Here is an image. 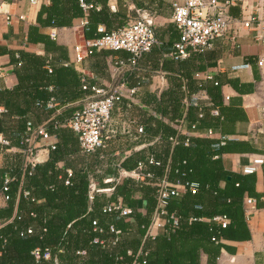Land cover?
<instances>
[{
	"label": "trees",
	"instance_id": "obj_1",
	"mask_svg": "<svg viewBox=\"0 0 264 264\" xmlns=\"http://www.w3.org/2000/svg\"><path fill=\"white\" fill-rule=\"evenodd\" d=\"M84 1L92 5L85 13L77 0H48V6L41 7L36 19L44 12L47 24L60 26L79 16L85 19L83 29L87 27L83 32L84 40L97 38L102 35L96 32L100 19L89 21V12L95 9L93 4ZM103 28L104 33L112 31ZM26 42L41 43L45 53L52 52L61 61L66 60L65 49L47 36L38 34L36 28H28ZM9 58L16 85L10 90L0 91V106L3 108L0 134L18 154L0 167V193L3 186L1 176L11 180L6 183L8 199L0 208V264H199L201 254L206 256L207 264H214L222 248V240H249L244 200L252 199L254 208L263 207L264 202L259 200L263 192L258 194L254 190V173L227 172L222 167L220 156L252 153V150L245 142L232 139L212 148L215 139L197 136L207 129L218 130L226 137L231 135L227 127L236 113L222 104L220 84L215 77L212 78L216 85L206 81L197 86L191 78L192 72L187 70L171 77L170 87L158 97L146 95L143 103L151 105L155 113L145 115L141 120L143 135L150 141L147 151H131L118 161L117 167H106L101 174L109 176L116 175L119 169L131 170L138 161L151 156L158 165H146L144 172L152 173L155 178L163 174L169 183L195 185L193 194L185 187L164 207L166 215L175 219V224L165 223L153 237H149L145 232L154 209V178L139 183L126 178L109 188L99 178L98 189H108L112 193L105 198V193L96 192L91 202L87 201L90 169L85 161L112 154L121 148L123 142L120 137L107 139L104 148L96 149L85 160L79 154L76 136L61 126L89 95V90L81 89L80 80L85 79L62 62L53 65L45 56L16 50L9 52ZM200 90L210 105L201 106L198 110L182 105L184 97L188 98ZM50 98L56 103L57 110L45 109L44 105ZM38 102L40 107L36 106ZM212 108L216 109V116L209 113ZM39 112L41 120L38 124L41 125L32 124L29 116L36 119ZM9 119H13L11 123ZM176 119L183 121L188 136L170 125ZM26 122L33 127L42 126L48 135L55 137L47 160L32 167L25 163L19 152ZM191 125H194L193 129H190ZM185 140L188 142L186 146L183 145ZM259 167L264 188V163ZM65 168L71 170L68 185H63ZM23 192L27 195L23 196ZM116 197L130 209V214L116 219L115 213L103 211ZM138 200L143 202L141 212L137 210ZM214 217L224 218L225 227L212 221ZM108 226L118 233H109ZM94 227L100 232L93 231ZM27 228L32 233L20 237L19 233ZM113 237H116L113 245L102 246L93 242L94 238L105 242ZM35 248H47L49 260L35 263L30 254ZM77 251L83 252L82 255H77Z\"/></svg>",
	"mask_w": 264,
	"mask_h": 264
},
{
	"label": "crops",
	"instance_id": "obj_2",
	"mask_svg": "<svg viewBox=\"0 0 264 264\" xmlns=\"http://www.w3.org/2000/svg\"><path fill=\"white\" fill-rule=\"evenodd\" d=\"M34 1L31 3V0H0V91L10 90L16 85L9 52L21 50L45 56L53 65L62 62L78 72L85 79V81L80 80L81 87L84 86L83 84L87 86L84 90H88L91 86L109 90L113 89L118 82H124L127 87L137 85V92L132 96L130 108L126 110L123 105L117 107L118 115H126L122 117V121L114 120L113 112L110 115L112 120L119 125L133 121L142 126L143 116L155 115L152 106L143 103L146 95L158 97L170 87V78L184 71L207 72L219 82L220 96L229 97L226 102L221 100L222 104L231 108L232 113H236V117L227 127L231 131L227 139L245 142L247 148L252 150V153L222 154L220 158L223 169L227 172L241 173V168L250 165L253 159H260L264 163V68H258L254 63L257 58L264 55V45L255 40L253 31L240 29L239 35L229 44L216 39L210 49L192 53L184 61L175 60L169 56L171 45L178 36L177 30L170 21V5L172 3L182 4L183 0H86L93 4L95 9L89 12V21L99 18L100 23L98 22L96 26L100 25L109 30L133 18L134 9L141 10L152 25L155 43L149 52L138 58L133 68L115 67L116 60L126 59L127 54L123 51H95L77 64L73 61V47L83 45L85 41L83 32L87 28L83 29V26L79 24L81 18L73 17L67 25H49L44 12H41L38 20L36 19L41 7L48 6V0ZM230 2L228 7L230 17L238 21L246 20L247 17L264 20V0H230ZM6 15L12 18L9 24L4 22ZM17 16H22L23 20H18ZM30 27L36 28L38 34L48 38V34L53 31L55 38L49 39L65 49L66 60L61 61L55 53H45L41 43H27V31ZM245 63L248 64L247 68L239 67L233 72L229 71L230 66ZM228 81L232 83H227ZM123 96L126 97V94L123 93ZM200 98L203 101L206 98L205 93L201 94ZM52 108H57L55 102ZM0 110H3L1 106ZM36 116L35 119L30 115L28 120L32 124H38L41 120L40 112ZM9 120L11 123L13 119ZM213 131L218 132L215 129ZM117 137L121 138L123 144L112 154H104L102 159L98 157L87 159L88 156H82L85 160L87 159L85 162L88 163L89 174H93L96 181L100 178L101 182L102 178L113 176H101V174L106 167H116L118 161H121L131 151H147L150 142L145 135L138 139L136 144L124 135H117L113 140ZM212 139L215 138L212 137ZM38 146L39 149L35 155L36 163H42L47 160L48 151L43 143ZM16 153L18 154L12 146L0 145V167L11 162V157L17 155ZM82 164L84 165V162ZM254 176V190L258 194L263 192L259 200L264 202V188L259 165L256 166ZM122 180L120 179L116 184ZM104 185L109 188L115 184ZM111 193L112 191L105 193V198H108ZM138 196L136 194V198ZM4 206L5 202L2 201L0 194V208ZM137 210L143 211L141 200H138ZM245 210V224L249 231V240L237 242L222 240L220 242L222 248L214 264H264V206L246 207ZM156 233L157 230H153V235ZM199 264H207L206 256L200 255Z\"/></svg>",
	"mask_w": 264,
	"mask_h": 264
},
{
	"label": "built area",
	"instance_id": "obj_3",
	"mask_svg": "<svg viewBox=\"0 0 264 264\" xmlns=\"http://www.w3.org/2000/svg\"><path fill=\"white\" fill-rule=\"evenodd\" d=\"M80 9L85 13L88 9L92 8V5L86 3L84 0H77ZM31 0V3H34ZM230 0H183L182 4L172 3L170 5V21L174 28L178 32V39L172 45V52L169 56L175 60H184L192 53H200L208 50L212 47L213 42L216 39L221 40L225 44L231 43L236 36L239 35L240 29L253 31V37L257 42L264 45V20H260L255 17H247L246 20H237L228 15V7L230 6ZM135 16L116 29L109 33H104L102 26L96 27V32L101 33L97 38L83 41L82 46L73 47V61L74 63L81 62L84 58L90 56L95 51L108 50V51H123L128 56L125 60H116L114 63L116 68H133L138 58L149 52L155 38L153 34V28L148 20L147 16L141 11L134 9ZM11 17L6 15L4 22L9 24ZM18 20H23L22 16H17ZM80 25L84 26L85 19L81 18ZM50 39L55 38V33L51 31L48 34ZM258 68H264V55L257 58L254 61ZM18 66V65H17ZM239 67H248V64H242L239 66H230L229 71L233 72ZM49 72V70H48ZM213 75L207 72H193L191 74L192 80L197 86L209 81L213 85L217 83L213 80ZM84 81L82 80V83ZM81 89H87V86ZM183 90V88L181 87ZM90 94L86 96L82 101L80 108L64 120L61 123L62 127L67 128L77 138L79 154L81 156H87L94 152L96 149L104 148L105 140L113 139L117 135H124L132 141H137L143 137L142 126L134 123L133 121L126 122L122 125L115 123L111 118V112L123 105L127 110L131 106L132 96L137 92V85L133 87H127L124 82H118L113 89L102 90L94 86L88 87ZM126 94V97L123 96ZM204 94L202 90L192 93L188 98L181 100L183 106H190L200 109L201 106H208L210 102L206 98L202 101L200 95ZM222 100L226 102L228 96L223 95ZM40 107V103L36 104ZM45 109L53 107V99L50 98L45 103ZM2 110H0V113ZM209 113L213 116L217 115L216 109H210ZM200 116V115H198ZM170 125L181 134L188 136L187 131L184 128L182 120H174ZM194 125L190 126L193 129ZM199 137L215 138V142L211 144L212 148H217L227 140V137L218 132H214L211 129H207L201 134H197ZM53 140L52 142L50 140ZM43 143L45 149L49 151L52 149L55 143V137L48 135L42 126L33 127L30 122L25 123V135L20 140L22 149L19 151L24 157L25 163L30 167L36 164V151L39 149L38 144ZM187 140L183 145H187ZM0 145L8 146V141L2 138L0 135ZM99 159L103 156L99 155ZM262 161L260 159H253L250 165L243 166L241 168L242 174H251L256 170V166L260 165ZM146 165H158L151 156H146L142 161H138L135 167L131 170L125 171L119 169L116 175L111 177H104L101 180L102 184H116L120 179H131L134 182H142L143 180H151L154 178L153 184V197H154V209L150 216L149 225L146 228V235L153 237V230L162 228L165 223L175 224V219L172 216H167L164 207L166 206L170 198H175L180 195L185 187L193 194L196 191V187L193 184H179L169 183L164 175L159 177H153L152 173L144 172ZM117 167V165H116ZM65 178L63 185H68V178L71 175V170L65 168L63 170ZM3 179V186L1 189L2 201L6 202L8 196L6 194V183L9 180L6 176H1ZM96 192H111L108 189H98V182L95 180L93 174L87 175V188L86 198L88 202H91ZM27 193L23 192V196ZM253 200L246 198L244 200L245 208H253ZM104 212L115 213L116 219L125 217L130 214V209L122 205L120 199L117 197L110 203H108L104 209ZM246 212V210H245ZM212 221L220 224L221 227H225L226 220L221 217H214ZM94 225V222H93ZM93 231L100 232L99 229L93 228ZM108 232L116 235L118 232L113 230L112 226H108ZM32 233L30 228L19 233L20 237L30 235ZM116 241V237L109 238L105 242L93 239V242H98L100 245H113ZM77 255H82L83 252H75ZM35 263L39 261H48L50 253L47 248L39 250L33 249L30 252ZM138 264V263H135ZM143 264V263H142Z\"/></svg>",
	"mask_w": 264,
	"mask_h": 264
},
{
	"label": "rangeland",
	"instance_id": "obj_4",
	"mask_svg": "<svg viewBox=\"0 0 264 264\" xmlns=\"http://www.w3.org/2000/svg\"><path fill=\"white\" fill-rule=\"evenodd\" d=\"M118 110L119 109H114L112 112H113V118H114V120H117V121H122V117H125L126 115H123V116H120V115H118L119 113H118ZM134 114V113H133ZM128 115H130V114H128ZM120 116V117H119ZM133 116H135V115H133ZM125 119V118H124ZM123 119V120H124ZM131 140V139H130ZM131 142H135V144L137 143V141H132L131 140ZM139 146H141V145H139Z\"/></svg>",
	"mask_w": 264,
	"mask_h": 264
}]
</instances>
